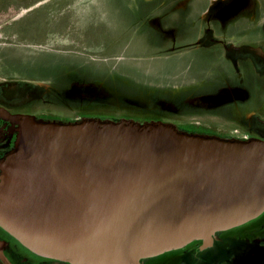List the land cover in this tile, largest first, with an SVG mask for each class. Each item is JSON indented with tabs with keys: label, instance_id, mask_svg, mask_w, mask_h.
Segmentation results:
<instances>
[{
	"label": "water",
	"instance_id": "water-1",
	"mask_svg": "<svg viewBox=\"0 0 264 264\" xmlns=\"http://www.w3.org/2000/svg\"><path fill=\"white\" fill-rule=\"evenodd\" d=\"M0 226L71 264H140L264 211V140L189 133L162 121L11 116Z\"/></svg>",
	"mask_w": 264,
	"mask_h": 264
},
{
	"label": "rangeland",
	"instance_id": "rangeland-1",
	"mask_svg": "<svg viewBox=\"0 0 264 264\" xmlns=\"http://www.w3.org/2000/svg\"><path fill=\"white\" fill-rule=\"evenodd\" d=\"M210 39L262 43L264 0H0V79L34 82L32 110L60 119H153L233 134L260 104L224 101L252 75H230L221 48L196 58Z\"/></svg>",
	"mask_w": 264,
	"mask_h": 264
},
{
	"label": "flooded vegetation",
	"instance_id": "flooded-vegetation-1",
	"mask_svg": "<svg viewBox=\"0 0 264 264\" xmlns=\"http://www.w3.org/2000/svg\"><path fill=\"white\" fill-rule=\"evenodd\" d=\"M210 32L212 31L202 30L200 33L202 36H209ZM210 42L214 45L202 46L203 50L195 53L196 58H212L214 48L219 50L221 48L223 55H220L219 58L228 67L230 75L234 76L238 73H244L246 76L248 73L252 75V79L250 82L247 81L246 85L243 83L237 87L238 89H227L224 101H228L230 107L243 106V104L252 101L254 105L260 104V110L258 109L250 115L247 126L243 130L235 129L234 133L236 134L225 133L214 127L210 128L201 124L187 123L184 126L192 125L198 134L216 136L226 140H264V40L262 43L242 45L226 44L220 39H210ZM187 45H189V40L179 41L173 48L182 51L186 49ZM225 82L227 81L224 80L220 84ZM239 83L238 79L233 80L234 86ZM40 92L41 89L32 81L0 79V162L13 150L17 138L18 124L11 119V116L26 114L34 116L35 119L64 123L81 118H112L97 115H76L73 118L66 116V118L60 119L36 113L32 110V106L39 98ZM133 120L141 123L160 121ZM184 126H177V128H182L183 131ZM201 245L200 240H194L179 249L143 258L140 260V264H264V211L256 218L243 224L215 232L210 245L204 248H201ZM0 264L71 263L34 253L0 226Z\"/></svg>",
	"mask_w": 264,
	"mask_h": 264
},
{
	"label": "trees",
	"instance_id": "trees-1",
	"mask_svg": "<svg viewBox=\"0 0 264 264\" xmlns=\"http://www.w3.org/2000/svg\"><path fill=\"white\" fill-rule=\"evenodd\" d=\"M185 128L183 129L186 130V132H189V133H195V134H198V132L194 131V128L192 125H187V126H184ZM179 130H181L182 128H178Z\"/></svg>",
	"mask_w": 264,
	"mask_h": 264
}]
</instances>
